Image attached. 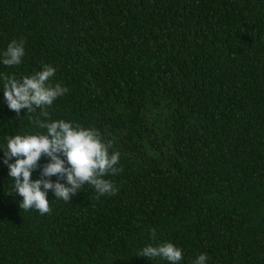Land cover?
Here are the masks:
<instances>
[{"label":"trees","instance_id":"obj_1","mask_svg":"<svg viewBox=\"0 0 264 264\" xmlns=\"http://www.w3.org/2000/svg\"><path fill=\"white\" fill-rule=\"evenodd\" d=\"M14 39L25 55L6 66ZM46 64L68 89L47 119L112 142L118 191L49 190L51 214L25 211L0 149V264H169L137 256L161 242L179 264H264V0H0V74ZM2 87L0 148L45 132Z\"/></svg>","mask_w":264,"mask_h":264},{"label":"clouds","instance_id":"obj_2","mask_svg":"<svg viewBox=\"0 0 264 264\" xmlns=\"http://www.w3.org/2000/svg\"><path fill=\"white\" fill-rule=\"evenodd\" d=\"M25 41L12 40L2 53V63L6 66H18L25 55ZM56 69L44 65L41 71L31 76L17 79L15 75L0 74L3 81V94L7 106L19 116L22 109L27 113L40 109L36 117L43 133L31 135H14L7 137L3 163L9 169V177L14 181V193L23 199L20 208L37 210L41 215L51 214L48 192L51 190L55 199L69 202L73 195L85 185H91L97 199L104 195H115L118 191L113 181L105 179L108 175H116L121 169L117 167L120 153L110 152L111 141H105L99 130L86 128L71 121H50L48 108L68 89L50 81ZM42 156L49 161L40 170V177L33 180L32 173L40 165ZM15 158L14 162H10ZM52 176L57 180L53 182ZM61 181H64L63 183ZM155 239V230L151 233ZM149 259L160 258L169 264H179L183 259V250L171 242H161L156 246L151 244L139 250L138 255ZM207 255L200 254L194 264H206Z\"/></svg>","mask_w":264,"mask_h":264}]
</instances>
